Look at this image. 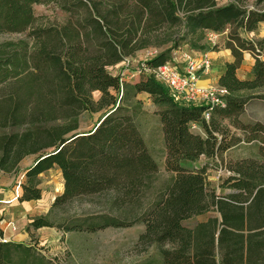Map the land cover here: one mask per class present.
<instances>
[{
    "label": "trees",
    "instance_id": "obj_1",
    "mask_svg": "<svg viewBox=\"0 0 264 264\" xmlns=\"http://www.w3.org/2000/svg\"><path fill=\"white\" fill-rule=\"evenodd\" d=\"M44 1L0 0V35L27 33L0 43V175L18 174L21 163L35 157L21 183V202L41 200L39 177L57 168L64 191L54 206L105 192L114 193L119 210L139 206L159 172L141 129L147 112L139 95H145L156 108L172 176L132 217L101 214L58 226L38 217L29 229L96 233L142 224L140 243L160 257L143 264H264V124L238 119L251 101H264V60L253 58L252 80L236 75L243 52L256 46L264 52V39L244 37L264 23V0H52L67 20L36 26L34 7ZM226 31L236 61L219 81L227 91L223 105H185L151 75L127 81L109 71L151 49L158 52L145 65L160 67L183 46L208 50V33ZM102 111L95 127L82 132L81 116ZM227 121L242 138L230 133ZM240 145H254L257 154L230 166L221 186L230 192L220 196L208 180L209 164L191 165L202 157L214 162ZM3 240L0 264H54L36 243Z\"/></svg>",
    "mask_w": 264,
    "mask_h": 264
},
{
    "label": "rangeland",
    "instance_id": "obj_2",
    "mask_svg": "<svg viewBox=\"0 0 264 264\" xmlns=\"http://www.w3.org/2000/svg\"><path fill=\"white\" fill-rule=\"evenodd\" d=\"M250 1L253 2L254 0ZM227 2L228 0H222L221 4L223 5ZM34 12L37 17L36 26L62 25L68 18V15L52 0H45L42 4L35 6ZM26 36L27 33L0 35V43L24 39ZM157 52L158 51L155 49L141 51L137 53L134 58H129V62L131 63L130 66L128 63H122L109 69V71L114 75H130L148 54L152 53V55H156ZM144 96L145 95H139V99L144 101L145 110L147 112V115L143 119L141 129L151 154L158 162L159 172L155 176L150 189L142 196L141 204L139 206H126L119 210L112 206L114 193L105 192L92 196L79 197L63 206H54L56 198L64 191L62 173L59 169H56V172L43 179L41 182V187L44 190L43 205L48 209V213H43L40 216L35 215L34 217H28V221H31L33 218L43 217L52 225L58 226L72 218L80 219L101 214L132 217V215L141 213L143 209H146L154 201L157 192L171 178L172 174L168 173L164 166L166 153L161 124L158 117L154 115L156 108L152 105L148 97L146 99ZM100 97L101 94L98 92L93 94L95 101H98ZM103 113L102 111L99 113L83 114L80 118L81 131H91L98 123ZM238 119L244 124H264V101H251ZM225 125L228 126L232 135L243 137L241 129L232 126L229 121L225 122ZM195 132L203 134L200 129H196ZM253 146L254 145H240L222 154L214 162L202 157L191 166L200 168L201 166L209 164L210 169L207 171L208 180L211 183L212 189H214L218 195L223 196L230 192L229 189L221 187L224 181L232 175L230 166L237 161L253 157L257 154V149ZM34 159L35 157H28L21 163L19 173H21L22 176L20 177L19 184L26 181V167L32 164ZM19 173L9 174V176L17 177ZM205 219L206 216L194 218L187 221L186 225L194 226L196 223L202 222ZM24 228L25 225L20 229L18 228L17 232H24ZM144 232L145 226L142 224L129 228H107L96 233H64L53 227L35 233L28 243H36L38 248L41 249V253L47 258L54 260V264H143L147 258L157 262L160 261V257L155 248H149L140 243L139 238Z\"/></svg>",
    "mask_w": 264,
    "mask_h": 264
},
{
    "label": "crops",
    "instance_id": "obj_3",
    "mask_svg": "<svg viewBox=\"0 0 264 264\" xmlns=\"http://www.w3.org/2000/svg\"><path fill=\"white\" fill-rule=\"evenodd\" d=\"M224 33H221V36L217 41V47L214 50H212V45H209V49L206 51H197L191 49L189 46H183L173 55L174 63H178L180 66L185 65L187 58L197 59L203 56H208L211 59V71L209 73L203 74L199 80V86L202 88L220 87L219 81L225 73L227 65L233 64L236 61L232 50L227 46V37L223 35ZM244 37L254 41L263 40L264 23L259 24V27L256 31L247 33ZM241 58L242 60L239 68L236 71V75L240 80H252V68L255 63L253 57L249 54V52L245 51L243 52ZM144 97L147 99V96ZM30 165L31 164L26 167V170ZM56 169L57 168H54L40 175V181L42 182L43 179L56 172ZM21 176V173H19L17 177L0 175V239H4V241L28 243L35 233L44 231L47 228L30 230L29 224L31 221H28L27 218L48 213V209L43 205L44 190L42 189L41 184V200L30 202H21L19 200L21 197V184H19ZM24 225V232H17L18 228L20 229Z\"/></svg>",
    "mask_w": 264,
    "mask_h": 264
},
{
    "label": "built area",
    "instance_id": "obj_4",
    "mask_svg": "<svg viewBox=\"0 0 264 264\" xmlns=\"http://www.w3.org/2000/svg\"><path fill=\"white\" fill-rule=\"evenodd\" d=\"M228 31L223 35L228 36ZM221 34L208 33L207 41L214 46ZM253 58L264 60V53L256 46L254 51L249 52ZM155 55L148 54L137 66L136 70L130 75H122L127 81L135 80L141 72L153 76L160 84L169 90V92L181 103L189 106L205 105L210 108L214 105H223V97L227 95L224 88H202L199 86V80L203 74L209 73L212 69V61L208 56L201 58H187L184 66L178 63L168 62L160 67L147 68L145 62ZM124 63L130 66L129 58ZM129 77V78H127ZM129 79V80H128ZM211 109V108H210ZM211 118L210 111L204 113V119L209 122ZM194 130L199 127L194 125ZM4 241V240H3ZM6 242V241H4Z\"/></svg>",
    "mask_w": 264,
    "mask_h": 264
},
{
    "label": "water",
    "instance_id": "obj_5",
    "mask_svg": "<svg viewBox=\"0 0 264 264\" xmlns=\"http://www.w3.org/2000/svg\"><path fill=\"white\" fill-rule=\"evenodd\" d=\"M212 216H214V215H209L208 217H212Z\"/></svg>",
    "mask_w": 264,
    "mask_h": 264
}]
</instances>
